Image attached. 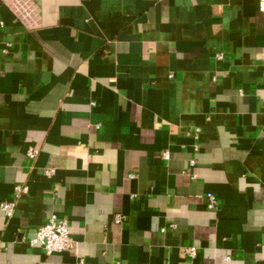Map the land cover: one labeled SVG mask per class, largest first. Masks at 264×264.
<instances>
[{"label": "crops", "instance_id": "1", "mask_svg": "<svg viewBox=\"0 0 264 264\" xmlns=\"http://www.w3.org/2000/svg\"><path fill=\"white\" fill-rule=\"evenodd\" d=\"M17 184L0 264H264L260 0H0V202ZM51 215L73 245L47 254Z\"/></svg>", "mask_w": 264, "mask_h": 264}, {"label": "built area", "instance_id": "2", "mask_svg": "<svg viewBox=\"0 0 264 264\" xmlns=\"http://www.w3.org/2000/svg\"><path fill=\"white\" fill-rule=\"evenodd\" d=\"M260 7L264 9V0H260ZM37 150L35 148H28L27 155L33 158L36 155ZM163 156L167 157V152H163ZM193 163V160L192 162ZM49 174L50 172L47 171ZM27 192V186L23 184H17L14 188V197L11 199L2 200L0 202V210L7 216L13 214L17 198ZM207 207L213 209L217 205L216 197L208 192L206 194ZM121 216L117 215L115 221L119 222ZM32 243H39L47 254L52 252H59L67 250L72 247L73 241L70 236L68 221L66 218L57 217L51 215L43 224L38 226L34 238L31 240ZM185 253L188 256L195 257L197 249L194 246H188L185 248ZM117 264V263H113Z\"/></svg>", "mask_w": 264, "mask_h": 264}]
</instances>
